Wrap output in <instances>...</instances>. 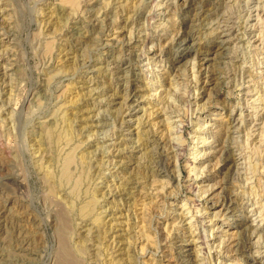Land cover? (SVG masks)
Returning <instances> with one entry per match:
<instances>
[{
  "label": "rangeland",
  "instance_id": "374dc122",
  "mask_svg": "<svg viewBox=\"0 0 264 264\" xmlns=\"http://www.w3.org/2000/svg\"><path fill=\"white\" fill-rule=\"evenodd\" d=\"M0 70V264H264V0H0Z\"/></svg>",
  "mask_w": 264,
  "mask_h": 264
},
{
  "label": "bare ground",
  "instance_id": "6f19581e",
  "mask_svg": "<svg viewBox=\"0 0 264 264\" xmlns=\"http://www.w3.org/2000/svg\"><path fill=\"white\" fill-rule=\"evenodd\" d=\"M173 1V0H172ZM184 1V3L186 4H188L189 2H190V0H183ZM220 1V0H219ZM180 3V2H179ZM195 3V2H194ZM232 3V2H231ZM251 3V2H250ZM234 4V3H233ZM245 4V3H244ZM162 5V4H161ZM183 5V4H182ZM198 5V4H197ZM172 6H173V4H172ZM178 6V5H177ZM248 7V6H247ZM185 8V7H184ZM228 8V7H227ZM115 9V8H114ZM245 9V8H244ZM213 10V9H212ZM224 10H225V8H224ZM172 11V10H171ZM199 11H200V9H199ZM253 11V10H252ZM194 12V11H193ZM254 12V11H253ZM185 13V12H184ZM235 13V12H234ZM166 14V13H165ZM236 15V14H235ZM249 15V14H248ZM159 17V16H158ZM214 17H215V24H214V28L216 29V32H215V36H216V38L217 39H220L217 43V45L219 46V47H223L226 43H229V42H231V41H233V40H239V37H237V36H233V37H225L226 35H228V33L232 30V26H230V24H232L233 22H235L234 20H233V18L234 17H232V15L230 14V12L229 13H226V12H224V11H221V10H217V11H215L214 12ZM245 17V16H244ZM94 18H95V16H94ZM248 18V17H247ZM250 18V17H249ZM214 19V18H213ZM109 21V20H108ZM162 21V20H161ZM121 22V21H120ZM185 23V22H184ZM247 23V22H246ZM162 24V23H161ZM187 24V23H186ZM205 24V23H204ZM155 25V24H154ZM204 26V25H203ZM156 28V27H155ZM235 28H237V27H235ZM212 29V28H211ZM214 30V29H213ZM163 32V31H162ZM237 32V31H236ZM246 32H247V30H246ZM183 33V32H182ZM189 34H191L190 33V31H187V32H185L184 33V39H180V37H178V44H180V45H184L185 43H187V42H185V39L187 38V37H189ZM230 36V35H229ZM240 36V35H239ZM224 37V38H223ZM249 37V36H248ZM194 38V37H193ZM176 39V38H175ZM180 40V41H179ZM74 41V40H73ZM181 41H183V42H181ZM236 42V41H235ZM137 44V43H136ZM80 45V44H79ZM188 46H189V48L188 47H186L185 49L186 50H190V51H192V50H194V48H195V45L192 43V44H189L188 43ZM231 46V45H230ZM145 49V48H144ZM131 50V49H130ZM183 50H184V48H183ZM226 51V50H225ZM142 52H143V50H142ZM144 53V52H143ZM151 53V52H150ZM205 53V52H204ZM214 54V53H213ZM149 55V54H148ZM181 55V54H180ZM228 55V54H227ZM2 58V57H1ZM108 58V57H107ZM240 59V58H239ZM231 60H233V59H231ZM235 60V59H234ZM226 61V60H225ZM124 62V61H123ZM122 62V63H123ZM226 62H228V61H226ZM231 62V61H230ZM91 63V62H90ZM89 63V64H90ZM229 63V62H228ZM233 63V62H232ZM235 64V63H234ZM110 67V66H109ZM144 67V66H143ZM106 68V67H105ZM151 69V68H150ZM2 70V69H1ZM0 70V71H1ZM246 70V69H245ZM4 73V72H3ZM2 74V73H1ZM231 77H233V76H231ZM121 79V78H120ZM93 87V86H92ZM115 88V87H114ZM125 91V90H124ZM131 94V93H130ZM149 98V97H148ZM97 103V102H96ZM131 103H133V101H131ZM131 103H129V105L126 107V109L125 110H130V108H131V106H133ZM135 103V102H134ZM133 103V104H134ZM131 105V106H130ZM239 105V104H238ZM102 109V108H101ZM104 109H105V107H104ZM96 111V110H95ZM154 111V110H153ZM239 112V111H238ZM75 116V115H74ZM239 116V115H238ZM235 119V118H234ZM234 119H232V120H234ZM236 121H237V119H236ZM99 123V122H98ZM126 124L128 123V122H125ZM177 123V122H176ZM207 123V122H206ZM234 123V122H233ZM241 123V122H240ZM126 126H128V125H126ZM128 128V127H127ZM173 128V127H172ZM175 128V127H174ZM176 129V128H175ZM235 129V128H234ZM128 131V130H127ZM234 132H235V130H234ZM171 133H173V131L171 130ZM126 137V136H125ZM213 139V138H212ZM134 140V139H133ZM209 140V139H208ZM206 141V139H204V140H197L196 142L197 143H200L201 144V147H209V148H211V147H213L214 145H213V141ZM214 140V139H213ZM218 140V139H217ZM234 140V139H233ZM136 143V142H135ZM225 143V142H224ZM153 145V144H152ZM221 145V144H220ZM195 146V145H194ZM137 147V146H136ZM106 148V147H105ZM219 148V150H220V153H219V155L222 153V154H226V153H228V149L226 148V146L225 145H223V146H221V147H218ZM138 149V148H137ZM106 150V149H105ZM207 150V149H206ZM234 150V149H233ZM142 151V150H141ZM176 151V150H175ZM178 151V150H177ZM234 152V151H233ZM196 153V152H195ZM211 153H213V152H210V151H203L202 153H200L199 154V152L195 155V157H196V159H200L201 161L202 160H207V158L209 157V155L211 154ZM150 154V153H149ZM143 156V155H142ZM111 157V156H110ZM175 159V158H174ZM243 160V159H242ZM144 161V160H143ZM239 161V160H238ZM153 163V162H152ZM208 163V162H207ZM239 163V162H238ZM196 164V163H195ZM205 164V163H204ZM234 164H237V163H234ZM155 165V164H154ZM242 165V164H241ZM237 166V165H236ZM239 166V165H238ZM111 167V166H110ZM203 167V166H202ZM236 169V168H235ZM242 169V168H241ZM131 170V169H130ZM200 170V169H199ZM237 170H238V168H237ZM225 171V170H224ZM236 171V170H235ZM213 172V171H212ZM238 172V171H237ZM233 174H234V172H233ZM198 175V174H197ZM236 175V174H235ZM248 175V174H247ZM249 176V175H248ZM252 176V175H251ZM235 177V176H234ZM198 179V178H197ZM237 179H238V177H237ZM12 180V179H11ZM176 180V179H175ZM13 181V180H12ZM165 182V181H164ZM14 183V182H13ZM18 183H20V182H17V184ZM205 184V183H204ZM207 184V183H206ZM208 184H210V183H208ZM212 185V184H211ZM127 187V186H126ZM142 196V195H141ZM211 198V197H210ZM210 198H208V200L205 198L204 200V203H206L207 201H209V199ZM210 202V201H209ZM209 202H207V203H209ZM174 203V202H173ZM210 205H213L212 204V202H210ZM181 210V209H180ZM185 210V209H184ZM172 213H173V211H172ZM257 213V212H256ZM212 215H214L215 216V213L214 214H212ZM202 216V215H201ZM2 217V216H1ZM173 217V216H172ZM172 219V218H171ZM185 222V221H184ZM253 224V223H252ZM215 231H217V229L215 230ZM218 231H220L219 233H221V232H223L222 230H218ZM244 231V229H242V231L240 230L238 233H237V236L235 237V238H231V240L229 239V237H228V239L230 240V242L232 243L231 245V250L234 252V254H236V253H238V252H240V251H242L243 250V248L245 247V245H244V242H242L241 240H240V233L241 232H243ZM209 232V231H208ZM251 232V231H250ZM252 233H253V231H252ZM245 234V233H244ZM231 237V236H230ZM247 239H248V237H247ZM178 240V239H177ZM184 243L185 244H183V246L184 247H190L191 245H193V243H194V240H192V238L191 239H186V240H184ZM248 243H249V241H248ZM254 244V243H253ZM257 244V243H256ZM260 245V244H259ZM211 247V246H210ZM228 247V246H227ZM216 248V247H215ZM219 248H220V246H219ZM258 248V247H257ZM253 249V248H252ZM256 249V248H255ZM207 250V249H206ZM258 250V249H257ZM173 251V250H172ZM189 249H184V253H186L185 254V263L186 264H190L191 263V261L189 260V257L188 256H190V253H189ZM211 251V250H210ZM216 251V250H215ZM232 252V253H233ZM261 253V252H260ZM259 253V254H260ZM258 258V260L260 261L261 260V258L263 259L264 258V256L262 255L261 257H257ZM217 261V260H216ZM175 262V261H174ZM264 263V262H263ZM262 264V263H261Z\"/></svg>",
  "mask_w": 264,
  "mask_h": 264
}]
</instances>
